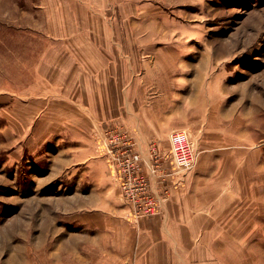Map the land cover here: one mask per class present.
<instances>
[{
  "label": "crops",
  "instance_id": "0c3cea01",
  "mask_svg": "<svg viewBox=\"0 0 264 264\" xmlns=\"http://www.w3.org/2000/svg\"><path fill=\"white\" fill-rule=\"evenodd\" d=\"M187 2L26 0L19 11L26 81L0 90V133L45 148L55 141L53 175L77 176L70 205L87 231L70 243V264H229L226 254H255L256 240L264 249V163L256 168L254 150L193 141L195 166L161 212L139 224L128 219L99 150L111 126L129 129L146 154L153 144L169 150V134L186 130L191 109L174 102V78L158 64L164 36L183 30L168 8Z\"/></svg>",
  "mask_w": 264,
  "mask_h": 264
},
{
  "label": "rangeland",
  "instance_id": "374dc122",
  "mask_svg": "<svg viewBox=\"0 0 264 264\" xmlns=\"http://www.w3.org/2000/svg\"><path fill=\"white\" fill-rule=\"evenodd\" d=\"M188 2L168 8L183 30L164 36L159 74L174 78V102L191 109L182 128L196 147L254 150L257 168L264 163V0ZM22 9L26 0H0V90L26 81V34L16 31ZM49 143L0 133V264H70V243L87 231L70 205L77 176L53 175ZM254 246L255 254H226V262L263 264L262 240Z\"/></svg>",
  "mask_w": 264,
  "mask_h": 264
},
{
  "label": "built area",
  "instance_id": "2783aa9c",
  "mask_svg": "<svg viewBox=\"0 0 264 264\" xmlns=\"http://www.w3.org/2000/svg\"><path fill=\"white\" fill-rule=\"evenodd\" d=\"M100 135L99 150L129 208L127 217L134 224L159 214L171 189L182 184L184 173L197 161L193 140L185 130L169 134V150L161 151L153 144L147 154L137 147V139L124 126H111Z\"/></svg>",
  "mask_w": 264,
  "mask_h": 264
}]
</instances>
